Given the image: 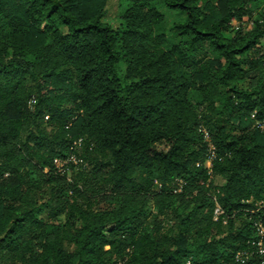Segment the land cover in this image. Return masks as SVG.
Masks as SVG:
<instances>
[{
	"label": "trees",
	"instance_id": "obj_1",
	"mask_svg": "<svg viewBox=\"0 0 264 264\" xmlns=\"http://www.w3.org/2000/svg\"><path fill=\"white\" fill-rule=\"evenodd\" d=\"M121 1L0 0V264H261L264 8Z\"/></svg>",
	"mask_w": 264,
	"mask_h": 264
},
{
	"label": "rangeland",
	"instance_id": "obj_2",
	"mask_svg": "<svg viewBox=\"0 0 264 264\" xmlns=\"http://www.w3.org/2000/svg\"><path fill=\"white\" fill-rule=\"evenodd\" d=\"M248 1H249L248 6L249 8H251V10H253V15H255L257 10L264 8V0H248ZM123 11H124V6L121 0H106L104 17L102 21L109 26L117 27L119 23V19L123 14ZM160 12L165 17L167 27H169L171 24L177 21L182 20L183 18L182 14L174 11H169L165 8H161ZM251 22L252 21L249 20L248 16L244 18V25L246 26V28L251 27ZM236 24L237 23L234 21L233 25L235 26ZM67 178H68L67 183H69L70 180H72V177L68 175ZM216 182L219 183L220 181L217 180ZM115 204H116V200L114 199L109 200L108 202L102 201V203H100V207L101 208L113 207L115 206ZM149 208L150 209L152 208L151 205L149 206Z\"/></svg>",
	"mask_w": 264,
	"mask_h": 264
},
{
	"label": "built area",
	"instance_id": "obj_3",
	"mask_svg": "<svg viewBox=\"0 0 264 264\" xmlns=\"http://www.w3.org/2000/svg\"><path fill=\"white\" fill-rule=\"evenodd\" d=\"M252 119H255V115H252ZM256 126L260 129V130H264V119L260 120V121H256ZM205 134V140L206 142H208V151L206 153L205 156V161L203 166L206 169H210L211 167V163L215 157V153H214V148L212 146V144L208 141V137H207V133ZM79 163L78 160H76L75 157H69L67 159H55L53 161V165L55 167V169L57 170L58 173H63L64 171H66L67 166L69 164H73V165H77ZM197 167H199V164L196 165ZM175 192V191H174ZM261 209V207L259 208ZM222 214V211L220 210V208L216 205L215 206V210H214V220H217V218ZM256 229H257V233L258 236L263 237L264 236V224L261 222H258L256 224ZM258 248H259V254L263 255L264 251L262 250V245L259 242L257 244ZM237 257L239 258V260H241L242 262L247 259L249 257V254L247 252H241L239 254H237ZM261 264H264V258L262 259Z\"/></svg>",
	"mask_w": 264,
	"mask_h": 264
}]
</instances>
